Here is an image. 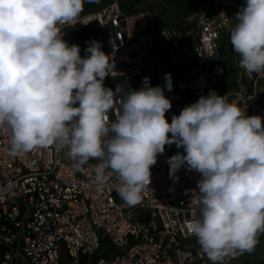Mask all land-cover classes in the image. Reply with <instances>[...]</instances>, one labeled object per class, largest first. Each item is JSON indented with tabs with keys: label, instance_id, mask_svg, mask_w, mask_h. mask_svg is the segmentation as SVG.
Wrapping results in <instances>:
<instances>
[{
	"label": "clouds",
	"instance_id": "clouds-1",
	"mask_svg": "<svg viewBox=\"0 0 264 264\" xmlns=\"http://www.w3.org/2000/svg\"><path fill=\"white\" fill-rule=\"evenodd\" d=\"M85 2L0 0V129L11 133L9 155L54 146L76 172L95 160L97 190L115 175L118 195L135 206L158 156L175 144L183 151L167 159L169 176L178 182L182 168L200 174L193 190L200 216L186 221L187 232L212 264L251 254L264 233V117L210 91L169 123L172 102L147 77L139 90L106 87L115 62L101 44L90 42L82 57L63 38L61 26L79 22ZM233 17L239 68L264 71V0H245ZM165 81L171 91L170 76Z\"/></svg>",
	"mask_w": 264,
	"mask_h": 264
},
{
	"label": "built area",
	"instance_id": "built-area-1",
	"mask_svg": "<svg viewBox=\"0 0 264 264\" xmlns=\"http://www.w3.org/2000/svg\"><path fill=\"white\" fill-rule=\"evenodd\" d=\"M217 1L214 12L197 9L170 25L158 22L150 10L127 11L119 0H111L81 13L73 26H61L63 38L71 45V33L99 28L102 50L115 62L105 86L139 90L147 77L172 102L169 123L210 91L225 95L250 116L264 117V71L240 69L235 86L225 87L227 67L218 61L221 38L230 33L245 0ZM166 75L171 91L165 87ZM109 117L114 121L115 110ZM10 135L0 129V245L6 249L1 264H208L198 242H190L197 238L186 230V221L200 216L193 193L200 174L182 168L178 182L169 176L167 159L183 149L165 147L141 202L128 206L116 191L120 182L115 175L103 191L97 190V161L76 172L65 151L54 146L11 156Z\"/></svg>",
	"mask_w": 264,
	"mask_h": 264
},
{
	"label": "rangeland",
	"instance_id": "rangeland-1",
	"mask_svg": "<svg viewBox=\"0 0 264 264\" xmlns=\"http://www.w3.org/2000/svg\"><path fill=\"white\" fill-rule=\"evenodd\" d=\"M100 5L104 6L111 0H98ZM121 3L123 1H137L135 3V9L137 10H150L157 15V20L161 22H166L167 24H179L181 23L182 17L185 13L182 11L183 6L181 5L183 0L178 3H171L170 0H119ZM129 5V3H127ZM230 33L224 35L220 41V49L218 55V61L223 63L227 68H236L237 71L240 70L238 66L239 56L234 53L232 45L229 40ZM72 39L76 40V32L70 34ZM169 122V121H168ZM197 242L195 238L190 239V242ZM258 243L255 250L251 253H245L243 255H238L236 258H228L226 264H257L264 263V233L258 234ZM199 245V244H198ZM200 246V245H199ZM206 256V255H205ZM208 264H212L206 256Z\"/></svg>",
	"mask_w": 264,
	"mask_h": 264
},
{
	"label": "trees",
	"instance_id": "trees-1",
	"mask_svg": "<svg viewBox=\"0 0 264 264\" xmlns=\"http://www.w3.org/2000/svg\"><path fill=\"white\" fill-rule=\"evenodd\" d=\"M170 1H171V3H178L180 0H170ZM136 2L137 1H133V2L123 1L121 4H122L123 9H125L127 11H135V10H137V9H135V3ZM127 3H129V5H127ZM181 5L184 7L182 11L185 13V15H187L188 13L193 12L194 10L203 9L206 7L209 8L211 12H214L215 10L218 9V7L220 6V3L217 0H211L208 3L205 2V0H183ZM101 7L102 6L100 5V1L88 3L86 0V2L84 4V10L82 13L97 10ZM156 18H157V15H156ZM182 19H183V17H182ZM158 22H160V21H158ZM101 38H102V31L99 28L85 27V28L77 30L76 31V40L75 39H72V40H73L74 44H77L80 46L81 54H82V56H85V55H87L85 49L88 47L89 43L92 42L93 40L100 43ZM237 72L238 71L236 68H232V69L227 68V73L225 75V79H226L225 87L235 86L234 78H235V75ZM5 250L6 249L0 245V260H1L2 254L5 252Z\"/></svg>",
	"mask_w": 264,
	"mask_h": 264
},
{
	"label": "crops",
	"instance_id": "crops-1",
	"mask_svg": "<svg viewBox=\"0 0 264 264\" xmlns=\"http://www.w3.org/2000/svg\"><path fill=\"white\" fill-rule=\"evenodd\" d=\"M243 4H244V3H243ZM243 4H242V5H243ZM239 9H240V8H238L237 11H238ZM237 11H236V12H237Z\"/></svg>",
	"mask_w": 264,
	"mask_h": 264
}]
</instances>
